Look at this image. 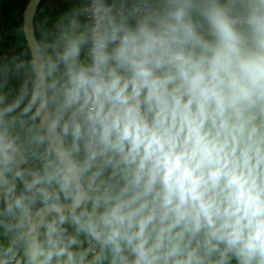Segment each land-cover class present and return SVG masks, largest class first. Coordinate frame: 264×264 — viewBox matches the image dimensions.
Returning a JSON list of instances; mask_svg holds the SVG:
<instances>
[{"label":"clouds","instance_id":"clouds-1","mask_svg":"<svg viewBox=\"0 0 264 264\" xmlns=\"http://www.w3.org/2000/svg\"><path fill=\"white\" fill-rule=\"evenodd\" d=\"M29 67L0 264H264V0H76Z\"/></svg>","mask_w":264,"mask_h":264},{"label":"trees","instance_id":"trees-1","mask_svg":"<svg viewBox=\"0 0 264 264\" xmlns=\"http://www.w3.org/2000/svg\"><path fill=\"white\" fill-rule=\"evenodd\" d=\"M29 0H0V72L7 67V83L0 91L7 94L11 102L20 92L21 87L29 90L33 73L29 67V52L22 32V12ZM76 0H40L33 16V28L38 44L47 21V27L64 13L75 6ZM17 65H20L17 68ZM5 76L0 74V83ZM39 122V120L37 121ZM41 207V206H40ZM38 207V209L40 208ZM2 233V229H0ZM0 243H7V238L0 234Z\"/></svg>","mask_w":264,"mask_h":264},{"label":"water","instance_id":"water-1","mask_svg":"<svg viewBox=\"0 0 264 264\" xmlns=\"http://www.w3.org/2000/svg\"><path fill=\"white\" fill-rule=\"evenodd\" d=\"M39 2L40 0H29L22 12V19H21L22 32L30 58L39 49L38 40L37 38H35L34 28H33V16ZM33 86L35 87V95L32 97L34 100V111L37 112L38 116H42L43 113L41 112V107L44 101L41 98L42 97L41 83L38 76L34 77L33 75L31 90ZM47 211L48 209H45L42 206L36 211L35 218L37 222Z\"/></svg>","mask_w":264,"mask_h":264},{"label":"crops","instance_id":"crops-1","mask_svg":"<svg viewBox=\"0 0 264 264\" xmlns=\"http://www.w3.org/2000/svg\"><path fill=\"white\" fill-rule=\"evenodd\" d=\"M32 86V85H31ZM30 91H31V89H30Z\"/></svg>","mask_w":264,"mask_h":264}]
</instances>
